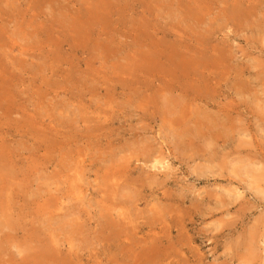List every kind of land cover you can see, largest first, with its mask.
Returning <instances> with one entry per match:
<instances>
[{
    "label": "rangeland",
    "instance_id": "obj_1",
    "mask_svg": "<svg viewBox=\"0 0 264 264\" xmlns=\"http://www.w3.org/2000/svg\"><path fill=\"white\" fill-rule=\"evenodd\" d=\"M0 264H264V0H0Z\"/></svg>",
    "mask_w": 264,
    "mask_h": 264
},
{
    "label": "bare ground",
    "instance_id": "obj_2",
    "mask_svg": "<svg viewBox=\"0 0 264 264\" xmlns=\"http://www.w3.org/2000/svg\"><path fill=\"white\" fill-rule=\"evenodd\" d=\"M1 244V243H0Z\"/></svg>",
    "mask_w": 264,
    "mask_h": 264
}]
</instances>
